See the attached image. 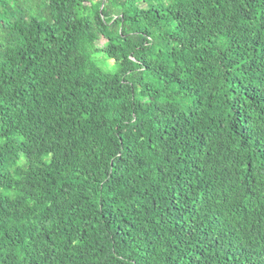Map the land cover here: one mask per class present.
<instances>
[{
    "label": "trees",
    "instance_id": "1",
    "mask_svg": "<svg viewBox=\"0 0 264 264\" xmlns=\"http://www.w3.org/2000/svg\"><path fill=\"white\" fill-rule=\"evenodd\" d=\"M0 264H264V0H0Z\"/></svg>",
    "mask_w": 264,
    "mask_h": 264
},
{
    "label": "rangeland",
    "instance_id": "2",
    "mask_svg": "<svg viewBox=\"0 0 264 264\" xmlns=\"http://www.w3.org/2000/svg\"><path fill=\"white\" fill-rule=\"evenodd\" d=\"M103 43H100V45H102Z\"/></svg>",
    "mask_w": 264,
    "mask_h": 264
}]
</instances>
